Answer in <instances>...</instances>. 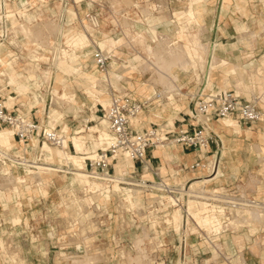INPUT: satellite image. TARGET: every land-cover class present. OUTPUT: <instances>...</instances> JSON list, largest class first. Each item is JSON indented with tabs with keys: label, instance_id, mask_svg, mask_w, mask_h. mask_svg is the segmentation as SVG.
<instances>
[{
	"label": "rangeland",
	"instance_id": "obj_1",
	"mask_svg": "<svg viewBox=\"0 0 264 264\" xmlns=\"http://www.w3.org/2000/svg\"><path fill=\"white\" fill-rule=\"evenodd\" d=\"M7 1L8 7L6 8V10H0V15L3 16L2 18H6L5 20H7V35L2 37L0 39V42H5L6 45H8V47L11 49L10 53L19 57L18 60L22 67L28 68L32 65L31 63L36 62L31 61L29 57V54L31 53L44 55L45 57H47V59L42 58L39 61L40 66L38 69H36L37 82L34 83L36 85V88L27 90L24 96H18V90L14 85L8 86L6 78L5 83L3 85H0V88H3L2 94L5 96V98L7 93L18 96L15 107L21 108L24 112H30L33 117L38 120L39 125L43 128L45 127L47 129H50L55 127L57 130L61 131L63 124H67L69 127L67 134L69 136L75 135L77 130L82 129L78 136L81 135V138L87 141V146L90 147L89 150H91L92 148H97L98 150L101 148H98L99 146L104 145L105 147L108 143H106V141H101L100 139V133L102 131L108 132L109 130L106 121L105 123L102 122V112L104 106L99 101L94 102L88 96V94L85 92L84 85L81 83V80L77 76H75L74 73L63 72L60 69L63 67V62L59 60L62 54H66L65 48H70L69 52L72 51V46L68 44V42H66V39L70 38V41H72V39L77 36L78 32H81L82 29H84V26L82 24L83 20L91 25L92 28L88 25L87 27L89 28V32L94 34L92 36L93 41L88 47H86L85 50H93V52H95L96 49L102 48L99 44V41L102 38L100 30L105 29L108 37L119 40L116 45V49L119 51L118 57L122 55V58H118L117 60L113 55V53H115L113 52V50L111 51V49H109L108 47L102 48L104 52H108L111 55L108 70H114L122 75V77L116 83L108 84L103 75L106 73L100 72L98 70V68L95 66L92 55L88 54L87 56H84L83 52L85 50H77V53L80 55V60L85 61L88 64L86 68H88L89 72L95 76L94 79L89 77L87 78V75H85L84 77L85 80L91 85L88 86L89 88L87 89V92L91 94L90 91L94 90V99L99 95L102 99L103 95L101 94L105 93V91L109 95V100L111 99L113 94H123L126 92L131 93L132 96H136V98H147L151 96L154 90L159 89L164 92L165 96H168L166 92H174V101L182 104V107H185L183 111L190 113L189 110L192 111L195 107L192 97L197 96L202 91H208V89H210L212 86H216L226 89H232L243 98L249 99L254 96H259L260 104L264 105V65H262V67H258V65L255 64V67L252 68L250 65L246 66V64H248L252 59H257V61H259L260 56L264 53V23H258V16L264 17V9L254 8L252 10L253 15L249 16L250 21H248V31L243 30L247 39L250 40L249 43H246L244 41L235 42L237 41V38L242 37V33L236 34L235 36H229L224 41L202 40L206 45L199 40L193 39V43L201 52L204 60L202 61L201 58V61H198L196 58L192 60L191 54L194 55V53L183 52L180 45L174 47L177 44L174 42L178 41V44L185 42V40L183 39H178L177 30L178 26H181L179 24V21H184V25L188 27V30L190 32H197L199 26L195 23L192 25H188V23L185 22L186 16H183L182 19H179L175 13L171 14L168 8H165V6H163L164 4H162L161 1V5L159 6L156 5L157 2L155 0H148L147 2L143 0H96L98 2H114L115 6L112 10H107V8H102L101 6H99L100 8L95 10V12L99 13L100 26L93 27L91 24V20L86 17V12L89 10L88 2H91L92 0H67L68 4L65 7L67 26L63 30L59 26V23H57L58 20L53 17L54 12L56 11V9H53V7L59 5L60 0H45V2L50 3L46 7H43L42 2H38L40 0H27V2L29 3L25 5L22 4L25 0ZM261 3H264V0L254 1V5L258 7ZM75 5H78V7H76ZM32 6L34 7L30 8ZM24 7L28 9L27 12L31 16L37 17L41 15L42 17V20L38 19L30 23V33H25L20 29L17 32L14 31L12 27L11 17H6L4 15L8 13L6 12L7 10H10L11 12H17L18 18L26 21V17H22L20 15V12L24 10ZM70 10L77 12V16L74 17L70 13ZM216 12V25L213 29L216 33H234L231 29H229V26H224L227 19L231 16H233L237 20H246V11L243 8L236 9L233 5L230 6V9L228 10L226 16H221L220 7L216 8ZM241 15L243 16L241 17ZM47 21H51V24L48 25L49 23H45ZM158 21L160 23H155ZM44 24L46 27L47 25L51 27V25L53 24L52 30H50L49 27L46 28L45 26H42ZM152 24L157 26L156 28L158 30L157 34L159 38L166 37L161 33H165L170 37L168 43H173V48L166 47L169 45L167 42L164 43V47L158 40L152 39V33L150 31V27ZM71 26L73 27L72 30L69 29V27ZM43 27H45V31L43 30ZM201 28V33L207 34V28H209V26L207 28L205 26H202ZM2 29L4 30V32ZM46 31L49 34V36L47 35L48 39L46 36ZM155 32L157 31L155 30ZM0 33L5 34V25H2L1 23ZM60 33L63 34V39L58 38ZM139 34H142L143 37L139 36ZM47 40H49L50 42ZM219 42L225 43L228 46V50L218 49L219 53H217L216 51L214 52L219 62L216 67H213L211 69L210 76L207 77V62H205V59H208V55L210 52L209 50L212 48V46L216 47V43ZM66 45L67 47H65ZM235 45H237L236 50H231V47H234ZM245 45H250V47L248 49H245ZM202 49L205 50L203 51ZM19 50H22V52H16ZM177 52H180V54H178ZM56 53L58 56L56 55L55 57L54 54ZM172 54L173 56H171ZM75 56L77 57V55L72 52L69 56H67L64 64L71 65L70 67L72 68ZM161 56L163 57V59L161 58ZM157 58L161 59L158 60ZM185 58L186 61H184ZM7 59H9V57H7ZM164 60H166V63L168 61L167 66ZM181 60H183L185 63L180 62ZM172 61L175 63H173ZM176 61H179V63ZM232 64L236 65V70H232L233 72L229 73L227 71L231 68L230 65ZM182 67L187 70L183 69ZM257 68H260L261 70L257 72ZM130 70L132 72V77H130ZM45 71L48 72L44 73ZM172 71L178 74L177 80L173 81L171 79ZM165 73H167V75ZM59 74L63 76V84L61 85L57 84L56 82V80L58 81L61 79V76ZM56 76L58 77L55 80ZM129 81L133 82L134 87L130 86ZM136 81H139L142 86L144 84L153 85L154 90H149L147 92V95H141L138 91ZM33 82L34 80L31 81L30 84L33 85ZM55 84L60 87L67 86L66 90L68 92L70 90L74 92L82 100V102L78 106H74V103H72L71 101L69 102V94H67V99L60 98L59 94L64 92L65 89L62 87L59 90L58 88H56L57 86H55ZM247 85L250 86V89L244 88ZM169 101L170 99L166 98L163 100L160 106L153 109L147 108L145 110L146 115H149L151 112L156 113L154 111L159 110L163 114V119L167 117H170L169 119H171L172 117L176 116L177 114H171L173 113V108L172 105L169 104ZM35 103H37V105L31 107L32 104ZM52 110H56L59 113L60 117L62 114V118L59 121H51ZM217 119H219V121L214 122ZM222 119L230 118H214V121H211L214 131L219 126L222 128V137L216 131L218 137L217 142L212 145V156H206L202 160L203 162L209 161L213 159L214 154H216V159L218 158L219 162H221L225 158V160H227V163L231 164L230 173L228 174V177H225L227 178L225 181L221 180L219 182L212 183L211 185L210 183L213 181H210V183L208 182L205 185V182L202 181V178L211 177V175L213 174L211 172H207V169H210V171H212L213 162H211L209 166L203 165V168L201 167L202 169L205 168L204 171L206 173L201 177V182L199 179L197 180V178L192 181L197 180L196 182H199L197 183L198 185H204L201 186V188H204H202L203 190L212 191L213 189H217L224 192H238L243 196H251L254 198H257L258 193L261 192V197L264 198V153L260 152V146L264 145V141L260 138H256V136L253 134H249L250 132L248 131H239L238 129L233 128L231 132H235L233 133V135L239 136L238 139L245 138L244 135L239 134L241 133L250 136L253 140L247 138L243 142L244 152H242V156L240 153L241 147H238L235 154L225 157L223 153L225 150H227L228 146L225 143L224 136L228 135L225 133L227 128L223 125H220ZM227 123H229V121H226L225 125ZM239 124L242 128L252 127V130L256 132H258L259 129L264 130V121H239ZM91 125L92 127L89 129V126ZM160 126L162 127L163 124H161ZM4 127L5 126H0V128ZM8 130L13 132L11 128L6 127L2 130L5 136H7ZM63 130L65 131L66 128L63 127ZM40 140L41 142H39V144H36L37 147L34 150L29 149L26 154L20 152L21 148H25L24 144H21L17 147L14 144L15 141L13 136H11V141L5 144L0 141L1 148L4 152L25 156L32 161L35 160L38 163L36 164V167L27 166V168H25L23 166L12 164V162L7 160L6 163L0 161V241L7 242L8 248L4 251V247L2 246V244H0V254L3 252L10 253L11 257L9 258L16 261V263L13 262V264H27L25 262V250L28 248L31 249L32 254L33 252H35L36 254H42L44 252L41 250L42 248H44V238L42 237V233H40L39 237L36 234L37 231L30 232L29 239L26 241L24 240L25 235L24 233H22V230L27 229L32 225L36 230H42L44 226L43 222L41 221L42 210L44 208H51L55 210L61 226L63 225L62 227L65 231L61 234L63 240L67 241V236H69L70 242H74L76 244L82 242V244L85 246V250L83 252H77L74 250V248H71L70 252L73 256L69 259L59 256L55 257V261L59 260L57 261V264H70L72 260L78 259H83L81 263H84L85 259L87 263L88 259L89 264H137V258L139 257L136 256H140V258H143V262L145 264H156V257H166L168 260H173L172 258H174V262L166 260L163 264H176L175 260L177 258V253L172 245H163L156 248V245L160 242L166 243L170 239L174 238V234L164 228V225L160 222L159 219L153 221V223L156 224L155 233L152 234L147 225H143L142 231L137 230L136 228H128V230L124 232V234L120 236V238L118 235L116 236V238H114L115 233L113 231L110 232L107 236V240L109 241L108 248H106V246V249L101 248L98 244V237L95 232L85 229V226L88 222H92L91 220L93 218V215H95V210L93 209V205L91 204V202L95 201L104 204L103 202L105 201L99 195H90V193L88 192V185H90V183H88V181L86 180V176L77 175L78 178L76 176V173L78 171L84 172V169H82L81 166L83 165V159L78 157L87 155V153L76 154L72 139L69 138V148L67 150L72 152L74 156H71L69 154V157L66 158L65 156L67 155V153L64 156L60 152L62 149L61 146H55L43 138H40ZM65 142L67 143V139L65 140ZM169 143L173 144L169 148L175 147L174 145L178 144L175 142ZM240 146H242V143ZM77 148L81 149V145H79ZM164 148L168 150V147H163V149ZM248 148L249 150H256L257 153H247L246 150H248ZM55 150L57 151V154L54 153ZM73 158L74 163L77 166L72 164ZM166 160L169 162H175L177 164L176 166L174 165V169L172 170L173 173H176L174 174V176H178L179 174L185 175L186 172H191V175L189 176H200L198 172L199 170H193L189 167L190 163H183L179 165L182 160L178 158ZM40 164L52 166L55 169L49 170L40 168L38 166ZM186 165L187 168L183 169V167ZM74 166H76L77 168H74ZM63 169H68L70 171H73V173L60 171ZM145 173H147V176L152 177L151 172ZM220 173L223 175L224 171L222 170ZM161 175L165 176L162 172ZM15 176H18L19 178L15 179ZM18 179H24L25 183L21 184L20 181H17ZM74 179L75 184L74 186H72L70 184V181H73ZM42 180H45V185H43V183H39ZM43 186L46 187V189L48 188L49 195L46 197L41 194L42 192H45V188H40ZM97 186L101 187L102 185L99 184ZM93 188L95 187L90 186V190H92ZM10 189H14L17 191L14 192ZM74 191L77 192L79 196L85 198L88 204L82 208V210L84 209V211L81 210L77 217L72 218L76 219L75 221H78L77 225H72V219H70L71 221L68 220L69 222L62 220L68 216V212L65 210L64 204H66V201L70 200ZM23 194H25V197L23 196ZM59 200L61 201L58 202ZM260 202L261 201L258 200L256 201V204H259ZM124 204L125 202H122L124 208L121 205L122 208L118 207L119 210L126 209L127 206L126 204ZM256 207L258 208V206ZM256 207L253 205L244 206L240 209H242V211L243 209L246 210L245 212L237 209L233 210L232 214L226 212V214L223 216L217 215L216 217L218 219V223L207 229H205L201 225V241L198 244L199 249L195 250L196 253L194 255V250H188L190 258L186 264H236L240 260L238 259V257L241 253V250L244 253L245 258L246 256L251 255L253 257L262 259V263L264 264V220L261 222L258 218L259 214H256L255 212L254 214H256L258 217L252 215L253 213L251 211L253 209L254 211H257L255 210L257 209ZM260 210L261 212H264L263 207H260ZM16 214L21 217L22 221L16 223L15 226H13L14 221H12V216ZM125 220L126 221L123 222L121 218L119 220L116 219L115 222H119L121 226H130L131 222L127 216ZM234 220L236 221V226L233 222ZM9 231L14 232H12V236L11 234H8ZM251 232L254 233H252L249 238H246L245 234H250ZM235 234H241L245 237L242 246H239L237 242L233 240ZM14 235L20 241L22 249L21 245L17 244L18 241L14 238ZM6 236H8V238ZM30 236L33 240L37 241L30 244ZM139 236H143V241L140 242V240L142 239H138ZM9 237H13V239L11 240V238ZM12 241H15V243ZM132 243L134 244V246L132 245ZM252 245L256 246L255 250L252 249ZM98 247H100L101 249H97ZM231 247H233L234 249ZM121 248L131 251L130 255L136 257V259L130 256L127 258V260H129L128 262L127 260H125V262H122L119 258V252ZM231 249L232 251L234 250V252L236 251L235 256H231ZM58 254L59 253H57V255ZM86 256H88V258ZM17 257H19V259Z\"/></svg>",
	"mask_w": 264,
	"mask_h": 264
},
{
	"label": "built area",
	"instance_id": "obj_2",
	"mask_svg": "<svg viewBox=\"0 0 264 264\" xmlns=\"http://www.w3.org/2000/svg\"><path fill=\"white\" fill-rule=\"evenodd\" d=\"M22 4H27V0ZM7 7L8 1L3 0L1 9L6 10ZM4 15L8 17L6 14ZM2 17L0 16V23L5 25V34L0 33V39L7 35V20ZM86 17L91 20L94 27L100 26L99 13L95 12L94 9L89 8ZM66 26L67 24L63 25L62 29ZM58 38L63 39V34L60 33ZM92 58L100 71L108 70L111 59L108 52H104L102 48L96 49L92 54ZM2 91L3 88H0V126L11 128L15 139L26 145L27 151L29 149L34 150L37 147L36 145H29L32 136H37L39 142H41L40 138H43L55 146L63 145V135L59 130L55 127L43 128L30 113L20 110L15 105L8 107L5 104L6 98ZM162 98V91L154 92L151 96L142 100L126 92L113 94L111 103L107 107H103L102 117L106 121L113 140L107 148L98 149L95 156H86L84 172L87 179L97 180L102 185L100 189L90 190V186L87 184L90 195H99L105 202H103L104 204L91 202L95 215H93L92 222L86 224L85 229L95 232L99 246L106 249L109 245L107 236L110 232L114 231V238L117 235L120 238L128 228H136L142 231L143 225L150 228L153 221L159 219L164 228L174 234V240L166 243L160 242L156 245V248L163 245H172L177 253L176 264H186L190 258L188 250H194V255L195 250L199 249L198 244L201 241V224L196 215L201 217L202 212L223 216L226 212L232 214L233 210L244 206H252L258 200L264 203V200L243 196L238 192H224L217 189L212 191L201 190V185L192 181L195 178L198 179L199 176L186 181L167 180L156 169L151 172L152 178L130 174L119 175L115 170L112 158L125 154L133 161L138 160L146 163L148 149L163 146L169 142H175L186 148L208 153L212 145L217 142L218 137L212 129L211 121L213 118L231 117L245 122L264 121V105L260 104L259 96L249 99L243 98L232 89L212 86L208 91H202L197 96L192 97L195 107L189 115V123H182L177 127L167 129L159 125L145 128L135 126L132 118L144 111L146 106ZM6 160L23 167H36L35 160L32 161L17 154L9 153L8 156L0 159L3 163H6ZM203 165L202 158H199L192 162L189 167L193 170H200ZM145 166L148 168V165ZM213 166H215V163ZM184 168H187V166H184ZM60 171L73 173L68 169ZM207 171L212 173L210 169ZM115 184H119L120 188H115ZM128 191L133 194L134 198L141 197L142 204L120 211L118 206L125 201ZM96 203L99 204V207L95 206ZM175 211L181 213V224L178 228L175 227L173 221ZM126 216L131 222L130 226H121L119 222H115L116 219L121 218L123 222L126 221ZM41 221L48 228L49 239L53 240L52 248L56 254L59 253V257L71 258L73 256L70 252L71 248H74L77 252L85 250L82 242L79 244L70 242L69 236H67V241L63 240L61 234L65 231L59 223L55 210L44 211L41 214ZM77 223L78 221H74L72 225H77ZM29 230L30 232L37 231L36 234L40 237L41 229L36 230L32 225ZM150 232L152 234L156 232L154 226L150 228ZM36 241L30 236L31 243ZM132 245L134 246L133 243ZM100 247L97 249H101ZM166 260H168L166 257H156L155 262L156 264H163ZM168 261L171 262V260ZM236 264L257 263H253L244 257Z\"/></svg>",
	"mask_w": 264,
	"mask_h": 264
},
{
	"label": "crops",
	"instance_id": "obj_3",
	"mask_svg": "<svg viewBox=\"0 0 264 264\" xmlns=\"http://www.w3.org/2000/svg\"><path fill=\"white\" fill-rule=\"evenodd\" d=\"M145 2H147L148 0H143ZM157 3L156 5H161L160 3L162 2V4H164L163 6H165V8H168L169 12L172 14V13H175L179 19H182L183 16H186V21L188 23V25H192V24H197L199 26V29L197 32H190L188 30V27H186L184 25V21H179V24L181 26H178V30H177V34H178V39H183L185 40V42H182V43H179L178 44V41H175L174 43H177L174 47L176 46H181V50L183 52H186V53H194L191 54L192 56V60L194 58H196L198 61H201V54H200V51L198 50V48L195 46V44L193 43V39H196V40H199L201 42H203L202 40L204 41H217V40H221V41H224L226 40L229 36H235L236 34H239V33H242V37L241 38H237V41L235 42H238V41H244L246 43H249L250 40L247 39V37L245 36V32L244 31H248V21H250L249 19V16H252L253 15V9L254 8H259V9H264V3H261L258 6H255L254 5V1L255 0H155ZM161 1V2H160ZM225 1V2H224ZM38 2H42V5L43 7H46L48 6L50 3L49 2H45V0H40ZM224 2V3H223ZM29 3V2H27ZM45 3V4H43ZM222 3V4H221ZM68 4L67 0H60L59 1V5L53 7V9H56V11L54 12L53 14V17H55V19L58 20V23H59V26L62 27L63 25L67 24V17L65 16V7L66 5ZM233 5L236 9H240V8H243L246 12H245V18L246 20H237L235 19L233 16L229 17L226 21V23L224 24V26H229V29H231L234 33L233 34H221V33H216L214 32V26L216 25V16H217V12H216V8H219L220 7V14L221 16H226V14L228 13V10L230 9V6ZM76 7H78V5H75ZM101 6L102 8H107V10H112L114 8V2H106V1H102V2H98L96 0H92L91 2H88V8H92L94 10H97L99 9ZM215 6V8H214ZM34 6L30 7V8H33ZM29 8V9H30ZM40 8V7H38ZM184 8V9H183ZM175 10V11H174ZM28 9L26 7H24V10L23 11H19L20 12V15L22 17H26V21L25 20H22V19H19L18 16H17V12H11L10 10H8V17H11V22H12V27H13V30L14 31H18L19 29L22 30L23 32L25 33H30L31 32V27H30V23L34 20H42V17L41 15L39 16H31L30 14H28ZM47 11V10H46ZM43 13H44V10H43ZM70 13L75 17L77 16V12L73 11V10H70ZM219 16V15H218ZM243 15H241L242 17ZM174 21V20H173ZM51 21H47L45 23H49ZM155 23H160L159 21L158 22H155ZM258 23H264V17H259L258 16ZM82 24H83V28L81 32H78L77 36L74 37L72 39V41H70V38H67L66 39V42H68V44H70L72 46V51L69 52L70 48L69 49H66L65 48V52L66 54H62L60 56V59L62 62H63V67L60 68L63 72H69V73H74L75 76H77L80 80H81V83L84 85L85 87V92L88 94V96L94 101H99L101 102V104L104 106V107H107L108 104H109V95L106 94V93H103L101 95H103V98L101 99L100 95L99 96H96V98L94 99V90L90 91L91 94H89L87 92V89L89 88L88 86H91L89 82H87L85 80V75H91L92 73L89 72V69L86 68V66L88 65L85 61H81L80 60V55L77 53V50L81 49V50H85L86 47H88L90 45V43L93 41V38L92 36L94 35L93 33L89 32V28L87 27L91 25L89 23H87L85 20L82 21ZM202 26H205L206 28L209 26V28H207V34H202L201 31H202ZM157 26L152 24L151 27H150V31L152 33V39L154 40H158L160 42L161 45H164L165 42L168 43V41L170 40V37L165 34V33H161V34H164L166 37L165 38H159L158 36V30L156 28ZM72 26L69 27L70 30H72ZM92 28V27H91ZM68 29V30H69ZM228 29V28H227ZM155 30L157 32H155ZM101 34H102V38L101 40L99 41V44L102 48H106L108 47L109 49H111V51L113 50V55L116 57V59L118 60V58H122V55L118 57V53L119 51L116 49V45L117 43L119 42V40H116L114 38H111V37H108V34L107 32L105 31V29H102L100 30ZM47 36V34H46ZM139 36L143 37L142 34H139ZM48 41V40H47ZM14 42V40H13ZM234 42V43H235ZM169 44V43H168ZM203 44H205L203 42ZM173 43H170L168 46L166 47H170V48H173L172 47ZM206 45V44H205ZM233 45V43H232ZM67 47V45L65 46ZM225 47V48H223ZM236 47L237 45H235L234 47L232 46L231 47V50H236ZM250 47V45H245L244 48L245 49H248ZM168 49V48H167ZM218 49H224V50H228V46L223 43V42H219V43H216V47H213L210 49L214 56L216 57V59L218 60L216 54L214 53L215 51L217 53L218 52ZM244 49V50H245ZM11 52V49L8 47V45H6L5 42H3L2 44H0V53L5 56L6 58L9 57L8 60H10L13 65L15 66V73L16 75L18 76L16 81L15 82H10V77H9V73L7 72V69H6V65L3 64L2 62H0V85H3L5 83V79L7 78V85L9 86H15L16 89L18 90V96L21 95V96H24L27 92V90H32L33 88H36V85L34 83L37 82V75H36V69L39 68L40 64H39V61L42 59V58H45L47 59V57H45L44 55H40L38 53H31L29 54V57L31 59V61H36L35 63H31L32 67H22L20 62H19V57L17 55H14ZM16 52H22V50L20 51H16ZM74 53L77 55V57L75 56V59H74V62H73V67L71 68L70 66L71 65H65V60L67 59V56H69L71 53ZM232 52V51H231ZM225 53V52H224ZM88 54H93V50H85L83 52V55L84 56H87ZM225 56H228V55H225ZM73 58V57H72ZM124 60V59H123ZM196 60V61H197ZM255 64L258 65V67H262V65H264V53L260 56V59L259 61H257V59H252L248 64H246V66L250 65L251 68L252 67H255ZM96 66V65H95ZM194 66V64H193ZM192 66V67H193ZM236 67V65H234ZM133 68V67H132ZM183 68V67H182ZM185 69V68H183ZM99 70V69H98ZM187 70V69H185ZM254 70V69H253ZM261 69L260 68H257L256 71L259 72ZM100 71V70H99ZM48 71H45L44 73H47ZM102 72V71H100ZM106 74H103L104 75V78L106 79L107 83H116L121 77L122 75L119 74L118 72L114 71V70H107V72H105ZM130 73V77H132V72L131 70L129 71ZM33 74V76H32ZM61 76V79L60 80H56L57 84L61 85L63 84V76L61 74H59ZM159 79H160V76H159ZM171 79L174 81V80H177L178 79V74L175 73L174 71L171 72ZM33 85L30 84L31 81H33ZM130 82V86L131 87H134V84L132 81H129ZM137 83V87H138V91L140 92L141 95H147V92L151 89L154 90V86L153 85H141L139 83V81H136ZM55 86H57L55 84ZM7 87V86H5ZM63 86H57L56 88H58L60 90V88H62ZM32 88V89H31ZM65 90L64 92L60 93L59 97L62 98V99H67V94H69V102L71 101L72 103H74V106L75 105H79L82 100L74 93L72 92L71 90L68 92L66 90L67 86L63 87ZM164 88H165V85H164ZM245 89H250V86L247 85L246 87H244ZM157 91H162V90H154L152 92V94L154 92H157ZM163 93V98L161 100H155L154 102H152L151 104H149L148 106L145 107L144 111L142 112L141 116L137 119H135L133 121L134 125L139 127V128H145V127H149V126H154V125H161L163 124V128L167 129V128H173V127H177L179 125H181L182 123H189V115L190 113H192L191 110L190 113L189 112H185L183 111L185 107H182V104L174 101V92H166L168 94V96H165L164 95V92L162 91ZM151 94V95H152ZM37 95V94H36ZM18 96H14L10 93H7L6 95V99H5V104L8 106V107H12L13 105H16V100H17V97ZM136 98V96H135ZM166 98H169L170 101H169V104L172 105V108H173V113L171 114H177L176 116L172 117L171 119H169L170 117H167V118H164L163 119V114L161 111L157 110V111H154L156 113H158V115H152V112L149 114V115H146L145 113V110L147 108L149 109H153L155 107H158L162 104L163 100L166 99ZM139 100H142L144 98H137ZM37 103L35 104H32L31 107H34L36 106ZM18 108V107H17ZM20 110H22L21 108H19ZM77 110V109H75ZM23 111V110H22ZM30 113V112H28ZM31 114V113H30ZM61 114V113H60ZM32 115V114H31ZM33 116V115H32ZM95 116V115H94ZM62 118V114H61V117L60 119ZM163 119V120H161ZM213 121H214V118H213ZM219 119L215 120L214 122H218ZM228 122L226 125H225V122ZM103 123H105L104 120H102ZM219 124V123H218ZM220 125H223L227 128V130L225 131V133L228 135V136H224L225 138V143L227 144L228 148L227 150L221 153H223V155L225 157H228V156H231L232 154H235L236 151H237V148L238 147H241L240 148V153H241V156H242V152H244V149H243V142L248 138V139H252L250 136L246 135V134H241L239 133L240 135H244L245 138L243 139H238L239 136H236V135H233V133L235 132H231L233 130V128H236L238 129L239 131H248L250 132L249 134H253L256 136V138H260L264 141V130L262 129H259L258 132L252 130V127L250 128H242L239 124V121L234 119H222L221 122H220ZM63 127L66 128V130L64 131L63 130ZM63 127H62V130L60 131L61 134H63L64 136H67L66 139H67V146H61L62 149H61V153H62V150L65 151V155L67 153V155L65 156L63 153V155L67 158L69 157V154L71 156H74V154L70 151H68L67 149L69 148V138L72 139V143H73V146L76 150V154H81V153H87V155H83L81 157H78V158H82L83 159V165L82 166V169L85 168V158L86 156L88 157H91L93 156L94 154H96V151H97V148L96 149H91L89 150L90 147L87 146V141L86 140H83L81 138V135L78 136V134L82 131L81 130H77L76 131V134L73 135V136H69L67 133H68V125L67 124H63ZM92 127L89 126V129ZM5 128V127H4ZM218 130V133L220 134V136L222 137V133L223 130L222 128L219 126L216 128ZM0 130H3V128H0ZM103 132L102 131L100 133V136L103 135ZM13 133V132H12ZM65 133V134H64ZM108 133H109V130H108ZM238 133V132H237ZM110 135V133H109ZM14 136V134H13ZM236 138V139H230V138ZM255 138V139H256ZM101 139V137H100ZM14 144L18 147L19 145H21L22 143H19L15 137H14ZM253 140V139H252ZM101 141H106V143L108 142L107 140H102ZM242 143V146H240ZM39 144V141L38 143ZM78 144V145H76ZM29 145H36V144H30ZM81 145V149H78L77 147ZM173 144H166L164 146H159V147H156V148H150L148 149L147 151V154H146V163H143L141 161H138V160H132L131 159V164L127 165L126 167H124L122 169V172L119 174V175H125V174H130V175H134V176H143V177H147V178H152L150 176H147V173L145 172H152V170L156 169L159 171L160 175H161V172L163 173V175L165 176H162L163 178L167 179V180H177V181H186L190 178H193L194 176H189L191 175V172H186L185 175L183 174H179L178 176H174V174L176 173H173V169H174V165L176 166L177 164L175 162H169L167 161L166 159H174V158H178V159H181L182 162L179 163L180 164H183V163H192L194 162L195 160L199 159V158H205L206 156H212L211 152H212V147H211V150L208 152V153H202V152H199V151H196L194 150L193 148H186L180 144H176L174 145L175 146V150L176 152H174L171 148H169L170 146H172ZM26 146V145H24ZM254 146V145H253ZM253 146H250V147H253ZM13 147V146H12ZM103 148L104 145H101L99 146L98 148ZM163 147H168V150H166V148L163 149ZM20 152L21 153H27V150H26V147L25 148H21L20 149ZM247 153H257L256 150L254 149H250L248 148V150H246ZM260 152H263L264 153V145H261L260 146ZM73 154V155H72ZM216 154L213 155V157L215 156ZM221 156V155H220ZM76 158V157H74ZM74 158L72 159L73 160V163L74 165H76L74 163ZM243 159V157H242ZM115 162L117 161H113V165L115 167V170H116V166H115ZM205 162V161H204ZM222 162L225 163L221 165V171L223 170L225 174L226 172H229L230 173V167H231V164H228L227 163V160H225V158L222 160ZM242 162V161H241ZM240 162V164H241ZM145 165H148V168L145 166ZM230 165V166H229ZM77 166V165H76ZM76 166H74V168H77ZM187 166V165H186ZM240 167V165H239ZM27 168V167H25ZM203 168V167H202ZM200 169L198 172L200 174V176L198 177L201 178L205 173L204 169ZM26 170V169H25ZM117 170L120 171V169H118V166H117ZM76 173V172H75ZM178 173V172H177ZM152 174V173H151ZM228 177V176H227ZM16 178H19L18 176H15V179ZM211 178V177H210ZM197 179V180H198ZM227 178H225L223 181H225ZM89 183V180L86 179ZM196 180V181H197ZM17 181H20L21 184H24L25 183V180L24 179H18ZM195 181V182H196ZM210 181H213L210 183ZM45 180H42L40 181L39 183H43V185H45ZM71 182V181H70ZM196 183H199V182H196ZM209 183L210 185L212 183H216L214 182L213 179H210L209 180ZM117 187L115 188H120L119 184H116ZM40 188H45V192H42L41 194L43 196H48L49 195V192H48V188L46 189V187H40ZM11 191H17V190H14V189H10ZM129 194H131L132 198L134 199L135 201V204L131 203V207L130 208H133V207H136L138 204H142V198L141 197H136L134 198L133 197V194L131 192L128 191V194H127V197L129 196ZM261 192L258 193V199H264L263 197H261ZM23 196L25 197V194H23ZM62 200V199H61ZM61 200H59L58 202H60ZM98 204V203H97ZM60 205V204H59ZM64 207H65V204H64ZM51 208L49 209H46L44 208L42 210V213L46 210H50ZM196 218L199 220V223L205 228H210L212 227L214 224H217V217L214 213H202L201 212V217H197L196 215ZM12 221H14V225L20 221H22L21 217L16 214L14 216H12ZM173 221H174V224H175V227L178 228L181 224V213L179 211H175L174 214H173ZM235 226H236V221L234 220L233 221ZM154 226V228H156V224L155 223H152L151 227L152 228ZM149 228V227H148ZM149 228V229H150ZM252 229V228H251ZM236 230V229H235ZM41 233H42V237L44 238L43 242H44V248H42L41 250L44 251L42 254L41 253H35L33 252V254L31 253V249L28 248V249H24L26 252H25V262L27 264H57V261H55V257H57L58 255L56 254L55 250L52 248V242L53 240H50L49 239V231H48V228L43 226V229L40 230ZM257 231V230H256ZM13 231H9L8 234L12 233ZM22 233H24L25 237H24V240H28L29 239V233H30V230H29V227L27 229H24L22 230ZM252 233L254 232H251L250 234H245V237L249 238L250 235H252ZM150 236V234H149ZM15 237V235H14ZM245 237L241 234H235L234 237H233V240H235L237 242V244L239 246H242L243 245V242H244V239ZM1 238V237H0ZM16 238V237H15ZM16 240L18 241V243L21 245L20 241L16 238ZM173 239H170L169 241H173ZM1 242V241H0ZM6 243V244H5ZM0 244H2V246L4 247V251L7 250V242H1ZM30 244H32L30 242ZM233 248V247H231ZM256 246L255 245H252V249L255 250ZM21 249H22V245H21ZM234 249V248H233ZM46 254V255H45ZM51 255H52V258H51ZM236 255V251L234 252V250L232 251L231 249V256H235ZM244 253L242 252L241 250V253L239 254V257L238 259L240 258H244ZM174 262V258H172ZM246 259L249 260V261H253L254 263H257V264H263V260L262 259H259L257 257H253V256H246ZM16 263L15 260L13 259H10L9 256L3 252L0 254V264H13ZM71 264V262H70Z\"/></svg>",
	"mask_w": 264,
	"mask_h": 264
},
{
	"label": "bare ground",
	"instance_id": "obj_4",
	"mask_svg": "<svg viewBox=\"0 0 264 264\" xmlns=\"http://www.w3.org/2000/svg\"><path fill=\"white\" fill-rule=\"evenodd\" d=\"M2 6H3V0H0V10H1V8H2ZM8 13H6V15H7ZM1 16V15H0ZM8 16V15H7ZM42 23V22H41ZM58 23V22H57ZM43 24V23H42ZM51 24V22H49V24L48 25H50ZM47 25V27L45 26V24L44 25H42V26H45L46 28H50V30H52V25H51V27L50 26H48ZM100 25V24H99ZM40 26V25H39ZM93 26V25H92ZM45 27H43V30L45 31ZM94 27V26H93ZM40 28V27H39ZM56 28V27H55ZM60 28V27H59ZM62 28V27H61ZM57 29V28H56ZM48 30V29H47ZM55 30V29H54ZM63 30V29H62ZM57 31V30H56ZM47 32V31H46ZM51 32V31H50ZM49 32V33H50ZM59 32V31H58ZM48 36H49V34H48V32L46 33ZM58 34V33H57ZM48 36H47V39H48ZM49 41V40H48ZM50 42V41H49ZM3 42H0V44H2ZM60 43V42H59ZM57 44V43H56ZM206 49V48H205ZM205 49H202L203 51L205 50ZM171 50V49H170ZM207 51V50H206ZM210 52H209V57H208V59H205L206 61L205 62H207V72H206V76L208 77V76H210V72H211V69L213 68V67H216L217 66V64H218V60L216 59V57L214 56V54H213V52L211 51V50H209ZM168 52V51H167ZM170 52V51H169ZM173 52H174V50H173ZM172 52V53H173ZM155 53V52H154ZM171 53V52H170ZM178 54H180V52H177ZM182 53V52H181ZM206 53V52H205ZM204 53V54H205ZM208 53V52H207ZM174 54V53H173ZM173 54L171 55V56H173ZM200 54H201V52H200ZM55 55V57H56V55H57V53L56 54H54ZM157 55V54H156ZM58 56V55H57ZM170 56V55H169ZM174 56H176V55H174ZM202 56V55H201ZM158 57H160V56H158ZM161 58L163 59V57L161 56ZM161 58H157L158 60L159 59H161ZM170 58V57H169ZM202 58V61H204L203 60V56L201 57ZM184 60V59H183ZM183 60H181L180 62H184V61H186V58H185V60L183 61ZM161 61V60H160ZM165 61V63H166V60H164ZM163 61V62H164ZM0 62H2L3 64H5L6 65V69H7V72L9 73V77H10V82H15L16 81V79H17V75H16V73H15V66L13 65V63L10 61V60H8L5 56H3L1 53H0ZM173 62V61H172ZM176 62H178L179 63V61H176ZM188 62H189V59H188ZM226 62V61H225ZM167 63H168V61H167ZM167 63H166V66H167ZM173 63H175V62H173ZM182 63H180V64H182ZM185 63V62H184ZM163 64V63H162ZM169 64H170V62H169ZM169 64H168V66H169ZM186 64H187V62H186ZM152 65V64H151ZM164 65V64H163ZM189 65H190V62H189ZM149 66V65H148ZM153 66V65H152ZM165 66V65H164ZM231 66V68L227 71V72H233L234 70H236V67L234 66V64H232V65H230ZM160 67V66H159ZM161 67H162V65H161ZM187 67H188V65H187ZM158 68V67H157ZM166 70H168V69H166ZM233 70V71H232ZM102 72H107V71H102ZM241 72H242V69H241ZM166 75H167V73H165ZM57 77L58 76H56V79H57ZM92 78V79H94L95 78V76L93 75V74H91V75H87V78ZM169 77V76H168ZM211 80V79H210ZM105 93L106 94H108L106 91H105ZM111 103V99L109 100V104ZM108 104V105H109ZM143 112V111H142ZM142 112H140L137 116H135L134 118H132V122L135 120V119H137V118H139L140 116H141V114H142ZM152 115H158L157 113H152ZM225 118H230V119H232L233 120V118H231V117H225ZM59 121L60 120V116H59V113L56 111V110H52V118H51V121ZM6 128V127H5ZM4 129V128H3ZM213 129V128H212ZM218 132V130L217 129H215V132ZM109 133H110V131H109ZM109 133L107 132V131H104V133H103V135H101L100 137H101V139L103 138V139H105V140H107L108 141V143L106 144V146L105 147H103V149H105V148H107L111 143H112V140H113V137H112V134L110 133V135H109ZM63 135V134H62ZM11 136H13V133L11 132V131H9L8 130V134H7V136H5L4 134H3V131L2 130H0V141H2V143L3 144H5V143H7V142H9V141H11ZM14 137V136H13ZM63 145L64 146H67V143L65 142V140H66V136H64L63 135ZM15 141V140H14ZM38 143V138H37V136H32L31 137V140H30V144H37ZM166 144H169V143H166ZM166 144H164V145H166ZM62 145V146H63ZM76 145H78V144H76ZM163 145V146H164ZM181 145V144H180ZM171 149L174 151V152H176V150H175V147H171ZM55 154H57V151L55 150V152H54ZM62 153L65 155V151L64 150H62ZM8 154L9 153H6V152H4L3 150H2V148H1V145H0V159H2L4 156H8ZM93 156H95V154L93 155ZM93 156H91V157H93ZM216 155L213 157V159H211V160H209V161H206V162H204V166H209L210 165V163L211 162H213V165H214V163H215V166H213L212 165V175H211V178L210 177H205V178H202V181H204L205 182V185H206V183H208L209 182V180L210 179H213L214 180V182H219V181H221V180H224L225 179V177L226 176H228V174H229V172H226L225 174H221L220 172H221V165L222 164H224L225 165V163L224 162H219V159L217 158L216 159ZM112 161H117V162H115V166H116V171H117V173L118 174H120L121 172H122V169L124 168V167H126L127 165H129V164H131V158L129 157V156H127V155H119V156H115V157H113L112 158ZM35 162V166H36V164H38L36 161H34ZM40 168H44V169H49V170H53V169H55L54 167H52V166H48V165H38ZM117 166H118V169H120V171H118L117 170ZM27 167V166H26ZM211 168V167H210ZM208 170V169H207ZM77 172V171H76ZM208 172V171H207ZM77 175H81V176H86L85 175V172H77L76 173V176ZM77 178H78V176H77ZM77 180V179H76ZM89 180V179H88ZM199 180H200V182H201V178H199ZM89 183H90V185L89 186H94L95 188H98V189H100V187L99 186H97V185H99V184H101L100 182H98L97 180H89ZM70 184L72 185V186H74V184H75V179L73 180V181H71L70 182ZM81 186V185H80ZM115 187H117V185L115 184L114 185ZM201 186H204V185H201ZM95 188H93V189H95ZM203 188V187H202ZM201 188V190H203ZM76 190V189H75ZM130 192V191H129ZM126 197V199H125V204H126V209H129L130 207H131V203H133V204H135V201H134V199L132 198V196H131V194H129V196L127 197V196H125ZM124 204V205H125ZM86 205H88L87 204V201H86V199L85 198H83L82 196H79L78 194H77V192H73L72 193V196H71V198H70V200H68V201H66V204H65V210L68 212V216L66 217V218H64V219H62L63 221H71L70 219H72V218H75V217H77L78 215H79V213L81 212V210H82V208L84 207V206H86ZM97 205H98V207H99V204H97L96 203V207H97ZM121 205H122V203H120L119 204V206L118 207H121ZM253 206H258V208L257 209H255V210H257V211H254V209L251 211L253 214L252 215H255V217L257 216L256 214H259L257 217L259 218V220L262 222L263 220H264V212H261V210H260V207H263L264 208V203H262V202H260L259 204H256V202L255 203H253ZM122 207H123V205H122ZM121 207V208H122ZM124 208V207H123ZM238 210H241L242 211V209H238ZM82 211H84V209L82 210ZM120 211H122L121 209H120ZM246 210H244L243 209V211L242 212H245ZM259 211V212H258ZM254 212L256 213V214H254ZM76 219H72V222L71 223H73L74 221H75ZM78 220V219H77ZM236 220H238V219H236ZM63 221H62V223H63ZM68 221V222H69ZM66 225V224H65ZM63 226V225H62ZM14 233V232H13ZM13 233H10L11 234V236H12V234ZM146 233V232H145ZM144 233V234H145ZM144 234H143V236H144ZM147 234V233H146ZM36 235V234H35ZM35 235H33V236H35ZM84 236V235H83ZM143 236H139V238L138 239H142V240H140V242L141 241H143ZM7 238H8V236H6ZM138 237V236H137ZM9 238H11V237H9ZM15 238V237H14ZM13 239V237L11 238V240ZM16 239V238H15ZM83 239V238H82ZM74 240V239H73ZM76 241V240H75ZM78 241V240H77ZM136 241H137V238H136ZM139 241V240H138ZM12 242H14L15 243V241H12ZM139 243V242H138ZM17 244H19V243H17ZM137 244V243H136ZM12 245H13V243H12ZM15 246H17V245H15ZM14 247V246H13ZM12 247V248H13ZM18 248H19V246H18ZM8 249V248H7ZM16 249V248H15ZM8 251H10V250H8ZM14 252V251H13ZM19 252V251H18ZM131 251H128V250H126V249H124V248H121V250H120V252H119V258H120V260L122 261V262H125V260H127V258L128 257H133L132 255H130L131 253H130ZM15 253V252H14ZM6 254L9 256V257H11V255H10V253H8V252H6ZM13 254V253H12ZM18 254V253H17ZM15 256H16V254H15ZM76 257V256H75ZM87 258H88V256H86ZM136 257H139V258H137V264H145L144 262H143V258H140V256H136ZM136 257H133V258H135L136 259ZM18 259H19V257H17ZM77 258V257H76ZM85 258V257H84ZM241 259V258H240ZM81 261H83V259H78V260H72V262H71V264H79V262H80V264H85L86 263V259L84 260V263L82 262L81 263ZM129 260H127V262H128ZM16 262V261H15ZM89 261H88V259H87V263H88ZM18 263V262H17ZM21 263V262H20ZM86 263V264H87ZM25 264V263H24ZM89 264V263H88ZM91 264V263H90Z\"/></svg>",
	"mask_w": 264,
	"mask_h": 264
}]
</instances>
